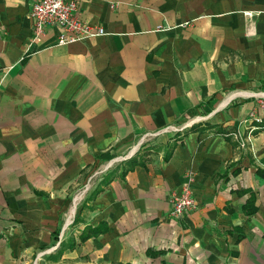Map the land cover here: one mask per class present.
Listing matches in <instances>:
<instances>
[{
  "label": "crops",
  "instance_id": "obj_1",
  "mask_svg": "<svg viewBox=\"0 0 264 264\" xmlns=\"http://www.w3.org/2000/svg\"><path fill=\"white\" fill-rule=\"evenodd\" d=\"M35 1L0 0V264H264V129L230 135L264 90V0H80L105 33L66 45L32 41Z\"/></svg>",
  "mask_w": 264,
  "mask_h": 264
},
{
  "label": "built area",
  "instance_id": "obj_2",
  "mask_svg": "<svg viewBox=\"0 0 264 264\" xmlns=\"http://www.w3.org/2000/svg\"><path fill=\"white\" fill-rule=\"evenodd\" d=\"M80 0H36L31 8V15L34 19L33 38L32 41H40L46 34L48 28H56L59 30L57 35V44L66 45L77 42L88 37H96L105 33V28L100 25H94L79 15ZM252 15L251 11L246 12ZM186 22L185 24H187ZM253 96L256 99L257 106L247 117L242 119L241 124L246 128L247 135L237 129L230 135L239 143L242 148L251 146L252 135L257 129H264V90L256 92H245V95ZM196 123V122H195ZM190 123H188L189 126ZM169 130L177 131V128L171 126ZM168 130V131H169ZM153 136H144L142 141L146 142ZM195 178V173H188L189 182L180 190L174 192L171 196L172 210L171 216L179 218L188 211L195 208L197 204L196 197L191 187V181ZM90 179L87 189L91 187ZM69 220V219H68ZM74 219L70 220L71 224Z\"/></svg>",
  "mask_w": 264,
  "mask_h": 264
},
{
  "label": "trees",
  "instance_id": "obj_3",
  "mask_svg": "<svg viewBox=\"0 0 264 264\" xmlns=\"http://www.w3.org/2000/svg\"><path fill=\"white\" fill-rule=\"evenodd\" d=\"M217 132H221V129H217ZM170 155L166 156V159L169 157ZM136 164V160L132 161V165ZM261 172L264 174V170H261ZM109 182V179H103L102 183L99 184L95 190L92 192V196H96L102 189H103V185L107 184ZM91 196V197H92ZM256 210V206H255V198L251 197L249 199V201L247 202V204L245 205V211L247 213H253ZM76 220V219H75ZM106 230V226H104V224H99L97 226H87L85 227V229L80 233L79 235V239L80 242L85 241L86 239L92 237V236H97L101 233H103ZM55 238H58V235H54ZM78 245V242L75 240L74 237H70L67 241H62L61 242V246L59 248L58 253H62L64 250L66 249H73ZM49 257V255H47Z\"/></svg>",
  "mask_w": 264,
  "mask_h": 264
},
{
  "label": "rangeland",
  "instance_id": "obj_4",
  "mask_svg": "<svg viewBox=\"0 0 264 264\" xmlns=\"http://www.w3.org/2000/svg\"><path fill=\"white\" fill-rule=\"evenodd\" d=\"M93 179H92V181H91V187L89 188V189H87V187L86 188H84V189H82L81 191H79L78 192V194L79 193H83V197L79 200V201H77V203H75L74 204V206H78L79 207V205L84 201V199H85V197H84V195L86 196V194H88V193H90V191H91V189L95 186V184H96V181H97V179H95V177H92ZM92 193V192H91ZM91 193H90V195H91ZM78 194H76V195H78ZM76 195H75V197H76ZM76 202V201H75ZM76 216H77V214H75V216H74V220H73V222L71 223V224H73V223H75V219H76ZM71 224H69V225H71ZM37 264H49V262H44V261H41L40 263H38L37 262Z\"/></svg>",
  "mask_w": 264,
  "mask_h": 264
}]
</instances>
